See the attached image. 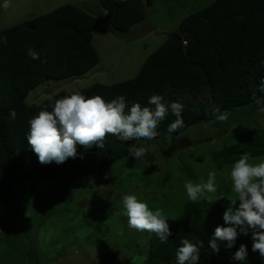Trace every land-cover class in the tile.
<instances>
[{
    "label": "trees",
    "instance_id": "trees-1",
    "mask_svg": "<svg viewBox=\"0 0 264 264\" xmlns=\"http://www.w3.org/2000/svg\"><path fill=\"white\" fill-rule=\"evenodd\" d=\"M98 3L106 11L103 23L113 35L123 37L145 20L153 0ZM96 15L65 5L0 32V203L11 200L16 187L36 181L53 182L65 190L79 186L83 179L103 175L129 158L133 144L140 147L181 137L189 127L217 121L213 107L229 114L260 106L256 99L264 97L258 88L264 78V0H214L168 34L133 79L111 85L94 83L78 92H59L38 105H27L25 99L40 85L79 78L94 70L99 63L92 36L100 24ZM29 49L37 52L39 59H31ZM73 93L100 95L106 101L123 95L129 105L139 101L142 106L152 95L162 96L165 103L172 97L184 105V127L169 133L168 125L176 119L169 113L157 127L158 136L150 141L121 142L108 134L103 149L77 145L76 158L60 165L41 164L26 139L28 121L41 110L51 111L56 99ZM196 97L207 100L192 102ZM12 110L15 119L10 116ZM258 137L252 142L255 149L252 145L242 151L238 147L239 154L224 156L226 162L232 163L244 153L251 158L263 156L264 135ZM225 151L230 153L231 149ZM223 213L220 206L206 200L185 203L181 215L168 221L172 235L167 242L140 230L142 246L132 238L139 260L131 263L124 259L116 264H175L176 251L185 238L202 245L199 264H240L231 257L241 244L248 248L243 264H263L259 253L251 250V234L240 235L231 249L227 242L217 240L219 252L211 250L209 241L214 229L224 225Z\"/></svg>",
    "mask_w": 264,
    "mask_h": 264
},
{
    "label": "rangeland",
    "instance_id": "rangeland-1",
    "mask_svg": "<svg viewBox=\"0 0 264 264\" xmlns=\"http://www.w3.org/2000/svg\"><path fill=\"white\" fill-rule=\"evenodd\" d=\"M213 1L153 0L145 20L117 37L103 23L106 11L98 0H10L8 9L0 8V32L65 5L91 16L97 14L100 24L92 36L99 63L79 78L35 88L25 102L38 105L59 92H78L94 83L111 85L133 79L168 34ZM166 100L176 101L172 97ZM206 100L196 97L192 102ZM259 109L235 110L226 121L189 127L181 137L191 146L174 151L171 157L164 155L170 139H161L142 145L148 150L143 159L130 156L103 175L83 179L79 186L67 190L49 181L16 187L13 198L0 203V264H116L124 259L135 263L139 257L132 249V238L142 246V237L140 230L129 227L122 197L136 195L150 209H162L172 221L181 215L185 203L192 202L187 198L185 182H205L210 171L216 172L217 193L208 194L211 199L205 196L199 200L217 204L225 211L228 199L234 196L230 170L235 162L227 163L225 157L239 154V148L246 149L254 138L264 135V113ZM226 149H231L230 153H225ZM261 160L264 155L249 163Z\"/></svg>",
    "mask_w": 264,
    "mask_h": 264
},
{
    "label": "clouds",
    "instance_id": "clouds-1",
    "mask_svg": "<svg viewBox=\"0 0 264 264\" xmlns=\"http://www.w3.org/2000/svg\"><path fill=\"white\" fill-rule=\"evenodd\" d=\"M9 6L10 0H0V8L8 9ZM28 55L33 60L39 59V54L31 49ZM258 88L264 94V78ZM256 103L264 113V97L257 98ZM183 108L184 105L178 101L165 103L160 95L150 96L147 104L142 106L139 101L129 105L123 95L106 101L100 95L86 97L73 93L51 103V111L41 110L29 119L26 139L41 164L55 162L60 165L78 156L77 145L86 149L93 146L103 149V141L108 134L121 142L150 141L158 136L157 127L169 113L176 119L168 125V131L175 132L184 127ZM212 115L217 121L228 119L227 111L219 107H213ZM10 116L15 119V110L10 112ZM147 151L144 146L133 144L129 147V155L137 160L143 159ZM250 159V154L244 153L231 166V191L234 196L228 199L230 203L222 217L224 225L214 229L209 246L218 253L217 240L227 242V248L231 249L240 235L251 234L252 252L258 251L260 257L264 258V160L252 164L249 163ZM184 189L192 202L205 196L211 199L208 194H215L218 190L216 172L210 171L205 182H185ZM122 205L130 228L155 233L161 243L169 240L172 233L162 209H150L136 195H124ZM201 246L195 241L183 239L176 251L175 264H199ZM247 257V245L241 244L231 259L243 264Z\"/></svg>",
    "mask_w": 264,
    "mask_h": 264
},
{
    "label": "water",
    "instance_id": "water-1",
    "mask_svg": "<svg viewBox=\"0 0 264 264\" xmlns=\"http://www.w3.org/2000/svg\"><path fill=\"white\" fill-rule=\"evenodd\" d=\"M191 146V142L187 140L186 138H172L169 141L168 148L165 150L164 155L166 157H171L174 151L178 150H184L186 148H189ZM107 171H105L106 173Z\"/></svg>",
    "mask_w": 264,
    "mask_h": 264
},
{
    "label": "built area",
    "instance_id": "built-area-1",
    "mask_svg": "<svg viewBox=\"0 0 264 264\" xmlns=\"http://www.w3.org/2000/svg\"><path fill=\"white\" fill-rule=\"evenodd\" d=\"M262 262H263V264H264V258L262 259Z\"/></svg>",
    "mask_w": 264,
    "mask_h": 264
},
{
    "label": "crops",
    "instance_id": "crops-1",
    "mask_svg": "<svg viewBox=\"0 0 264 264\" xmlns=\"http://www.w3.org/2000/svg\"><path fill=\"white\" fill-rule=\"evenodd\" d=\"M95 33V32H94ZM94 37V36H93Z\"/></svg>",
    "mask_w": 264,
    "mask_h": 264
}]
</instances>
